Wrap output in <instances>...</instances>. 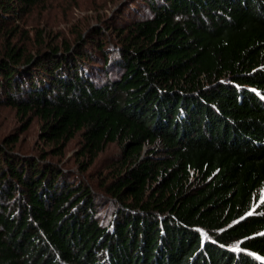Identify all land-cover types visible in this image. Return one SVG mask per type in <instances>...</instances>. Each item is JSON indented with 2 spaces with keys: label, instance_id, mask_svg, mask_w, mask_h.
Here are the masks:
<instances>
[{
  "label": "trees",
  "instance_id": "16d2710c",
  "mask_svg": "<svg viewBox=\"0 0 264 264\" xmlns=\"http://www.w3.org/2000/svg\"><path fill=\"white\" fill-rule=\"evenodd\" d=\"M44 1L0 0V264H264V0H123L58 42L21 28Z\"/></svg>",
  "mask_w": 264,
  "mask_h": 264
},
{
  "label": "rangeland",
  "instance_id": "374dc122",
  "mask_svg": "<svg viewBox=\"0 0 264 264\" xmlns=\"http://www.w3.org/2000/svg\"><path fill=\"white\" fill-rule=\"evenodd\" d=\"M121 1L123 0H45L24 17L21 28L31 31L32 37L35 31L41 30L51 32V38L56 42L62 38L74 40L77 32H87L102 19L113 15ZM1 42L2 38H0V44ZM20 125L21 121L14 111L5 107L0 108V135L17 131ZM40 126V122L34 119L28 129L20 134L18 149L31 152L39 145ZM77 148V141L71 142L65 150V160L73 158ZM119 151V145H110L100 155L96 167L101 169L105 164L103 161ZM260 196L264 197V187Z\"/></svg>",
  "mask_w": 264,
  "mask_h": 264
},
{
  "label": "water",
  "instance_id": "95a60500",
  "mask_svg": "<svg viewBox=\"0 0 264 264\" xmlns=\"http://www.w3.org/2000/svg\"><path fill=\"white\" fill-rule=\"evenodd\" d=\"M202 232H204V233H205V231H203V230H202Z\"/></svg>",
  "mask_w": 264,
  "mask_h": 264
}]
</instances>
